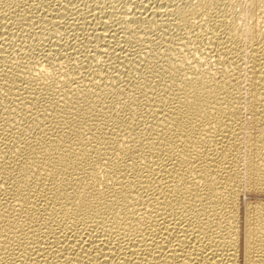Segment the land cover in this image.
<instances>
[{"label": "bare ground", "instance_id": "obj_1", "mask_svg": "<svg viewBox=\"0 0 264 264\" xmlns=\"http://www.w3.org/2000/svg\"><path fill=\"white\" fill-rule=\"evenodd\" d=\"M241 2L0 0V264H264Z\"/></svg>", "mask_w": 264, "mask_h": 264}, {"label": "rangeland", "instance_id": "obj_2", "mask_svg": "<svg viewBox=\"0 0 264 264\" xmlns=\"http://www.w3.org/2000/svg\"><path fill=\"white\" fill-rule=\"evenodd\" d=\"M243 1H244V2H243ZM245 1H247V0H242L243 3L241 2V3H242L241 6H240L239 3H237V4H239V5L236 4L234 7L238 8L237 10H241V9H242V6H244V4L246 3ZM233 4H234V3H233ZM246 6H247V5H246ZM259 6H260V5H259ZM259 6H258V8H259ZM234 7H233V8H234ZM260 7H261V9H263V8H264V4H261ZM262 7H263V8H262ZM236 8H234V9L236 10ZM245 8H246V7H244V9H245ZM259 10H260V9H259ZM263 11H264V10H263ZM244 23H246V22H244ZM198 50H200V51H198ZM201 51H202V49H197V51H195V54H196L197 56H200L201 54L204 55V52L202 51V53H201ZM196 52H198V53H196ZM199 52H200L201 54H200ZM203 55H201V56H203ZM205 65H207V64H206V63H203V67H204V68L206 67ZM246 117H247V118H246ZM246 117H245V118H246L245 120H247V122H248V120L251 121V116H250V115H246ZM248 118H249V119H248Z\"/></svg>", "mask_w": 264, "mask_h": 264}]
</instances>
